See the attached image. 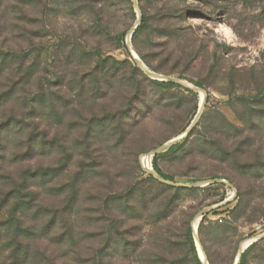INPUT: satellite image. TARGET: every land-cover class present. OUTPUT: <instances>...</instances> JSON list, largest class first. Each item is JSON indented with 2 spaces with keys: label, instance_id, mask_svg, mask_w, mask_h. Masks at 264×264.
Returning <instances> with one entry per match:
<instances>
[{
  "label": "rangeland",
  "instance_id": "obj_1",
  "mask_svg": "<svg viewBox=\"0 0 264 264\" xmlns=\"http://www.w3.org/2000/svg\"><path fill=\"white\" fill-rule=\"evenodd\" d=\"M128 47L201 92L154 84ZM0 50V175L60 168L36 188L26 264H234L264 234V0H0ZM155 157L188 186L144 172Z\"/></svg>",
  "mask_w": 264,
  "mask_h": 264
},
{
  "label": "trees",
  "instance_id": "obj_2",
  "mask_svg": "<svg viewBox=\"0 0 264 264\" xmlns=\"http://www.w3.org/2000/svg\"><path fill=\"white\" fill-rule=\"evenodd\" d=\"M242 1V0H240ZM140 29H136L133 37L135 38L136 35L140 32ZM6 52H2L0 50V72L3 70L4 63H5V56ZM156 85H161L165 87H178L173 83L167 82H153ZM194 85L199 86L198 83L192 82ZM43 91L39 93L38 96L44 98ZM12 92H6L0 94V102L3 103L9 97H11ZM22 98H26L24 94L19 95ZM40 98V99H41ZM54 107V106H53ZM15 123V122H14ZM13 123V124H14ZM12 125V123L10 124ZM8 128L4 127L1 128L0 131L6 132ZM189 134L186 135L184 141L174 145L173 147L169 148V152H172L176 149H179L185 139H187ZM21 142H19L20 144ZM18 144V145H19ZM4 145L0 142V160L3 158V147ZM23 158V156L21 157ZM157 157L154 158L152 162V167L154 171L162 176L165 180L173 181V178L167 175H164L156 162ZM60 171V168L57 169H43V168H36L32 169H23L21 173L16 177L10 176H3L0 175V183H5L4 180L9 179V183H6V186H0V213L3 212L0 218V253L4 251H10L9 260H11L10 264H26L28 259L27 249L29 243L27 242V238L31 236V230H34L33 225L31 223H26V219L28 216H32V221L34 222L36 217L43 213V207L41 204L37 202V195L38 191L36 188L39 185L45 183V181L50 180L52 177L57 175V172ZM74 186V188H73ZM72 191H75V185H71ZM55 218H50L49 222H45L42 230L45 234H48L52 231V221ZM32 222V223H33ZM26 224V225H25ZM67 237L70 240H74V235L72 231H69ZM260 241H264L260 240ZM191 247L193 248L192 241L190 240ZM257 243L251 244L242 254L240 263L239 264H247V254L255 247Z\"/></svg>",
  "mask_w": 264,
  "mask_h": 264
},
{
  "label": "water",
  "instance_id": "obj_3",
  "mask_svg": "<svg viewBox=\"0 0 264 264\" xmlns=\"http://www.w3.org/2000/svg\"><path fill=\"white\" fill-rule=\"evenodd\" d=\"M132 2L135 3V0H132ZM135 8H136V6H135ZM138 22H139V19H138ZM136 28H137V25L131 30L130 35L128 37V42L130 41V37L132 36V34H133V32L135 31ZM128 52L133 56V60H134L135 64L138 66V68L142 71L143 74L147 75L148 77H150V78H152L154 80H157V81H162V82H167V83H173V84H175L177 86H180V87H182L184 89L193 91L195 93H200L201 92L200 89L194 87L193 85H191L188 82H186L184 80H181L179 78L150 74L148 71H146V69L144 68L143 64L137 59V57L135 56V54L132 53V51H131V49L129 47H128ZM204 108H205V101L202 98L201 99V102H200V106H199L198 112H197V114L195 116V119L190 124V128L194 127L195 124L197 123V121L200 119V117H201V115L203 113ZM189 129H187L184 133H182L178 138L173 139L170 142H168L165 145H163L161 148H158L156 150H153L150 153V156L155 155L160 150H168L173 145H176L179 141H181L182 139H184L186 137V135L188 134ZM143 170L147 174H150L155 179H157L158 181L163 182L165 184H168V185H177V186H180V187H187L188 186V185L183 184V183H175V182H172V181L164 180L155 171H153V169H150V168H147V167H144L143 166ZM212 182L219 183L220 181L219 180H214ZM202 184H204V182H202ZM193 186H199V184H195ZM193 235H194V232H193ZM194 238L196 239V236L195 235H194ZM263 239H264V234H260V235L255 236L253 239L249 240L246 243L247 245H243L239 249V252L237 254V257H236V260H235V263L234 264H239L240 263L241 255L244 252V250L247 248L248 245H251L253 242H256L258 240H263ZM200 262H201V264H206V259H205L204 255L202 253H200Z\"/></svg>",
  "mask_w": 264,
  "mask_h": 264
},
{
  "label": "bare ground",
  "instance_id": "obj_4",
  "mask_svg": "<svg viewBox=\"0 0 264 264\" xmlns=\"http://www.w3.org/2000/svg\"><path fill=\"white\" fill-rule=\"evenodd\" d=\"M227 34H228V32H227ZM144 165H145V167H149V164H148V158L147 159H144ZM195 225H196V223H195ZM195 225H194V227H195Z\"/></svg>",
  "mask_w": 264,
  "mask_h": 264
}]
</instances>
